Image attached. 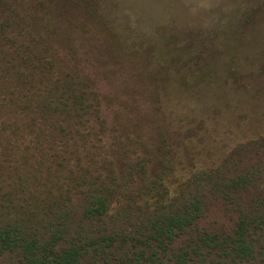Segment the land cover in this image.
I'll return each instance as SVG.
<instances>
[{"label": "trees", "instance_id": "1", "mask_svg": "<svg viewBox=\"0 0 264 264\" xmlns=\"http://www.w3.org/2000/svg\"><path fill=\"white\" fill-rule=\"evenodd\" d=\"M134 1L161 29L179 85L194 86L196 71L206 82L209 65L180 68L213 32L208 1V23L176 39L164 34L176 0H0V264H264V132L199 165L169 142L156 84L157 140L103 114L79 53L113 60L158 46L133 21ZM244 1L241 22L256 24L263 5ZM185 90L171 94L184 103ZM207 99L199 106L217 110ZM187 119L192 131L204 124Z\"/></svg>", "mask_w": 264, "mask_h": 264}, {"label": "rangeland", "instance_id": "2", "mask_svg": "<svg viewBox=\"0 0 264 264\" xmlns=\"http://www.w3.org/2000/svg\"><path fill=\"white\" fill-rule=\"evenodd\" d=\"M207 1L211 3L210 10L215 20L213 32L203 37L194 61L188 63L189 69L180 68L182 71H196L209 65L206 82H201L200 72L196 71L194 77L190 73L188 76L194 79V86L185 88L187 86L179 85L181 72L172 69L171 58L163 49V39L158 36L161 29L157 33V24L152 22L150 15L136 17V1L132 3L133 21L140 23L143 29L140 31L152 39L151 42L158 40V46L153 42L154 46L140 47V54L132 58L122 56L113 60L107 57L94 59L90 48L79 53L102 92L103 114L111 127L120 120L125 126L121 128L122 133L128 129L157 140L158 129L152 123L155 99L150 88L156 84V92L162 100V112L170 117L163 126L169 142L182 157L185 149L193 152L199 165L221 161L235 145L255 140L260 132H264V0L247 1V10L259 9L263 5L262 12L256 14V24L241 22L244 0H176L167 5L173 6L169 16L172 27L167 28L164 34L181 39L189 22L191 28L199 29L207 24ZM122 36L126 47L134 45L135 35L125 33ZM197 56L200 57L196 59ZM202 83L209 84L208 93ZM178 85L188 91L184 103L178 102L171 94L172 91L174 94L182 91ZM200 95L204 98L203 106L207 98H216L217 110L199 106ZM191 114L204 121L202 125H195L194 131L189 130L186 123Z\"/></svg>", "mask_w": 264, "mask_h": 264}]
</instances>
